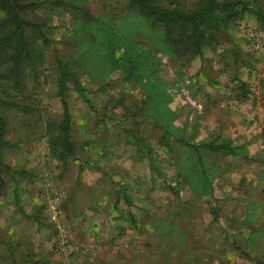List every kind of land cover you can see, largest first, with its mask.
Wrapping results in <instances>:
<instances>
[{
  "label": "rangeland",
  "instance_id": "rangeland-1",
  "mask_svg": "<svg viewBox=\"0 0 264 264\" xmlns=\"http://www.w3.org/2000/svg\"><path fill=\"white\" fill-rule=\"evenodd\" d=\"M12 1L28 6L20 18L42 32L23 27L35 56L14 65L12 13L0 0L9 37L0 51V264H264L255 193L264 191L256 153L264 144V28L254 16L264 15V0H156L190 11L248 5L211 47L201 45L200 58L174 55L163 28L148 27L128 0ZM247 30L263 34L256 48ZM56 59L86 90L83 99L67 82L75 159L64 165L48 146L60 121ZM222 140L257 148L241 157L202 146ZM47 203L76 219L67 228L71 254L51 248L58 232ZM101 213L109 222L88 233L96 244L83 240L89 217L99 222Z\"/></svg>",
  "mask_w": 264,
  "mask_h": 264
},
{
  "label": "trees",
  "instance_id": "trees-1",
  "mask_svg": "<svg viewBox=\"0 0 264 264\" xmlns=\"http://www.w3.org/2000/svg\"><path fill=\"white\" fill-rule=\"evenodd\" d=\"M3 4L12 13L11 20L14 25L12 35L16 45V54L12 62L16 65L22 56L24 58L35 56L34 52L24 42L22 36L23 27L33 28L38 33H41V26L24 22L20 18V11L28 7L27 5H18L12 0H3ZM127 5L139 15L148 27L153 28L158 25L163 28L164 39L169 44L174 55L188 52L191 56H197L199 58L201 57V45L211 47L216 42L218 35L223 31L228 21L240 19L242 14L249 10L248 5L242 1L226 2L223 4L209 3L196 11L184 10L175 1L171 2L168 8L159 6L156 0H128ZM254 16L255 21L264 28V15L257 11ZM173 34L177 38H174ZM2 35L3 31L0 29V51L9 40L7 35ZM55 62L57 71L55 81L56 97L60 107V121L57 133L50 137L48 146L49 152L64 165L67 159H75L74 149L70 142V115L68 104L65 100L67 82L70 81L72 83L74 92L83 99H86V90L81 86L67 65L57 59ZM239 90L243 97H245L243 89L240 88ZM0 105H4V103L0 101ZM1 138L2 128L0 123V148L2 147ZM202 146L208 153H221L229 156L244 157L242 148L230 146L227 141L222 140L219 143L209 142ZM196 148L197 146L194 147V149ZM0 166H2L1 157ZM124 199V204L130 206L129 200L127 198ZM117 203L118 198L115 200V204Z\"/></svg>",
  "mask_w": 264,
  "mask_h": 264
},
{
  "label": "built area",
  "instance_id": "built-area-1",
  "mask_svg": "<svg viewBox=\"0 0 264 264\" xmlns=\"http://www.w3.org/2000/svg\"><path fill=\"white\" fill-rule=\"evenodd\" d=\"M246 37L249 39V46H254L255 48L258 46L260 39H263V34L261 32L247 30ZM260 77L264 79V72L260 73ZM47 211V215H49L51 223L55 225V228L58 232L57 238L52 240L51 247L56 253L62 255L71 254L73 250H70L68 240H70L69 231L66 228L63 222V212L58 209V207L53 206L52 204L47 203L45 206ZM119 242H115V246H119ZM90 246L83 245L78 248L79 253L85 254L89 250Z\"/></svg>",
  "mask_w": 264,
  "mask_h": 264
},
{
  "label": "crops",
  "instance_id": "crops-1",
  "mask_svg": "<svg viewBox=\"0 0 264 264\" xmlns=\"http://www.w3.org/2000/svg\"><path fill=\"white\" fill-rule=\"evenodd\" d=\"M238 145V144H237ZM254 146H255V144H252V145H250V146H248V147H241V146H236V147H240V148H242L243 149V154H244V156H246V155H254L253 154V152H255L254 151ZM256 147V146H255ZM257 148V147H256ZM261 148V149H260ZM260 148H257V152L256 153H258V155H263L264 156V144H263V146L262 147H260ZM252 152V153H251ZM258 183H260V184H262V187H264V174H262V176L260 177V179L258 180ZM261 189V188H260ZM258 190V191H256L255 193H257V198H258V200H259V202H260V204H258V208H260V209H262V208H264V191L262 192L261 190ZM87 213V215L89 216V213L88 212H86ZM101 215V219L99 220V222H98V220H92V217L90 216L89 217V220H88V222H87V226L86 227H84V229H87V234L86 235H84L85 237H83V240H85V241H89L91 238H92V236H90V234H88L89 233V231L90 230H92V231H96V230H100L99 228H97V226L98 225H106V223H108L109 221H108V219H107V217L106 216H108V214H106L105 216L101 213L100 214ZM75 221V222H74ZM74 221H70V220H68L67 219V217H66V215L64 214L63 215V222H64V224H65V226H66V228H71L72 226H76L77 225V222H76V219H74ZM108 225V224H107ZM102 230H104V231H106L107 230V228L105 227V228H103ZM110 234H105V235H109V236H112L111 235V233H112V231L111 232H109ZM122 232H120L119 230L118 231H116V232H114V241L115 242H119V243H121L122 242ZM113 238H111V239H113ZM96 240L97 239H92V240H90L89 242L90 243H93V244H96ZM52 248V247H51ZM97 249V247L95 246V245H92V250H96ZM52 250H53V248H52ZM53 252L54 253H56L54 250H53ZM56 254H58V255H62V254H59V253H56ZM49 255H51V254H49Z\"/></svg>",
  "mask_w": 264,
  "mask_h": 264
}]
</instances>
